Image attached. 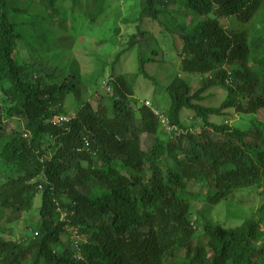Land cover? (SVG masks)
<instances>
[{
	"label": "trees",
	"instance_id": "16d2710c",
	"mask_svg": "<svg viewBox=\"0 0 264 264\" xmlns=\"http://www.w3.org/2000/svg\"><path fill=\"white\" fill-rule=\"evenodd\" d=\"M26 1L42 9L33 14L38 22H16L31 18ZM108 1L0 0V142L7 121L24 125L0 151V264H264V0H125L138 10L135 33L87 83L111 106L89 99L55 124L69 117L68 97L81 102L87 87L72 54L77 29H94ZM184 16L188 23L173 20ZM46 23L52 28L42 37L22 31ZM18 42L57 52L69 77L56 83L43 72L28 81L24 74L39 68L29 55L19 62ZM161 42L181 74H154L163 68ZM133 51L139 69L120 71ZM139 79L155 86L163 112L154 99L139 105ZM214 90L223 91L221 104L206 105ZM233 114L251 126L230 124ZM240 190L263 200L239 226L194 218V204L216 208ZM38 194V221L13 228Z\"/></svg>",
	"mask_w": 264,
	"mask_h": 264
},
{
	"label": "rangeland",
	"instance_id": "374dc122",
	"mask_svg": "<svg viewBox=\"0 0 264 264\" xmlns=\"http://www.w3.org/2000/svg\"><path fill=\"white\" fill-rule=\"evenodd\" d=\"M22 8L28 10V14L31 18H26L24 15H19L15 18L17 23H28L29 21L38 22L40 19L37 17H33L35 13H42V9L38 8L36 4L31 3L30 5L27 1L24 4H21ZM68 9L72 7L71 4L67 3L66 6ZM64 7V8H65ZM63 10V8H61ZM70 11V10H68ZM77 17L79 16V12L76 13ZM138 16V10L132 4L127 3L125 0H109L107 3V11L103 18L99 19L96 22L95 28H87L85 23L80 24L79 28L77 29L76 34L81 35V37L77 40V46L73 47L76 51L72 52L74 55L75 61H77L78 65L77 68L80 72V75L83 77V83H92L93 77L99 71V64L105 62L108 64L113 63L115 55L120 53L121 51L125 50L128 45L129 37L135 33V25L130 23ZM71 17V16H70ZM79 18V17H78ZM72 18H70L71 20ZM80 19V18H79ZM163 21L168 19L167 16L162 17ZM81 20V19H80ZM79 20V21H80ZM175 22L188 23V18L184 16L174 18ZM55 23L61 21V19L53 20ZM72 21V20H71ZM229 22V21H228ZM53 23V22H52ZM50 23V24H52ZM46 23L45 26H39L35 30H30V28L22 27V31L25 36H29L30 34L36 35L38 37H42L45 33H48L52 25H48ZM147 27H151L150 24H147ZM54 29H58L55 25ZM116 29H119V34H116ZM57 40H66L69 38L68 34H58L55 35ZM152 42V39L149 38ZM104 41V43H102ZM108 41V42H107ZM153 43V42H152ZM18 49L21 50L20 55L16 56V58L20 59L19 62L22 63L26 55H29V59L27 60L29 63H32L33 69L39 68L38 72L31 71V73H25V77L28 81H33L36 78L40 77V74L43 72L49 74H55L57 77L55 81L56 83H61L64 79L69 77L71 66L70 63L64 60L63 57L56 54L53 56H46L44 54H40L38 52H32L30 50L32 47L28 43H21L18 42ZM163 47V52L165 54L163 68L158 69L155 68L154 74L158 75L161 74L163 77L168 76L169 78L176 74L182 73V65L181 62L178 60L177 56L171 52L170 47L168 44L161 42ZM110 46H115V48H111ZM150 47V46H149ZM149 49L150 51V48ZM81 48L85 50H81ZM25 61V60H24ZM119 70L125 71L126 73H135L139 69L138 65V56L137 52L133 51L122 59L119 64ZM70 70V71H69ZM110 70V69H109ZM110 72V71H109ZM153 73V72H152ZM107 74L106 77H108ZM159 76V75H158ZM196 85V84H194ZM87 87H84L81 91L82 93V100L81 102L78 99H74L72 95L68 97L67 105L65 106L69 117L67 118L70 120L73 116L76 115L77 110L80 106H82L83 102H86L90 99V102L95 105V101H99L104 105L111 106L110 100L108 97H103L100 99V96L97 91V87L92 84H87ZM99 90V88H98ZM155 90V86L143 79H139L138 87L136 88V99L139 102V105L146 104L151 106L152 99L156 101L158 104V110L163 112L166 108V102H162V98L160 96L154 97L153 93ZM223 91L214 90L211 92V99L206 103V105L210 106H219L224 98ZM226 96V94H225ZM96 99V100H95ZM2 103L0 99V116L2 115ZM188 111L183 113V118L186 117ZM189 115V114H188ZM4 116V114L2 115ZM190 116V115H189ZM188 117V116H187ZM190 121V120H189ZM187 120V124L189 122ZM230 124L242 127L251 126L250 117L233 114V118L228 120ZM5 135L4 139L0 142V151L2 150L4 144L11 140L17 133L22 132L24 125L23 121L20 119H14L7 121L5 124ZM192 191H197V186L190 187ZM208 190L210 187H207ZM263 197L259 194H250L243 190L237 191L233 194L230 202H222L218 207L212 208L209 205H204L202 203L194 204L196 209L195 219H202L204 220L214 219L225 224L228 227H235L239 226L245 218H248L252 213L256 210V208L262 203ZM41 204V195L38 194L33 201L31 212L25 214L26 221L25 222H16L12 225L13 228H18V230L26 231L27 227L36 223L39 219V214L37 212L38 208ZM29 219V220H28ZM65 241V239H63Z\"/></svg>",
	"mask_w": 264,
	"mask_h": 264
},
{
	"label": "built area",
	"instance_id": "2783aa9c",
	"mask_svg": "<svg viewBox=\"0 0 264 264\" xmlns=\"http://www.w3.org/2000/svg\"><path fill=\"white\" fill-rule=\"evenodd\" d=\"M147 105H148V103H146ZM157 114V113H156ZM158 115V114H157ZM161 119H162V122L164 123V124H167L168 122H167V120H165L163 117H161ZM64 121H68V119L67 118H56L53 122L55 123V124H61V123H63Z\"/></svg>",
	"mask_w": 264,
	"mask_h": 264
},
{
	"label": "clouds",
	"instance_id": "9594fccd",
	"mask_svg": "<svg viewBox=\"0 0 264 264\" xmlns=\"http://www.w3.org/2000/svg\"><path fill=\"white\" fill-rule=\"evenodd\" d=\"M146 103H148V102H146ZM146 106H148V107H150L149 105H147V104H145ZM157 114L159 115V113L157 112ZM160 116V120H161V122H162V119H161V117H163L165 120H167L166 118H165V116L164 115H159ZM58 118H60V117H58ZM55 120V119H54ZM53 120V121H54ZM69 121V120H68ZM67 122V121H66ZM167 122H168V120H167ZM163 123V122H162ZM168 124V123H167ZM167 124H165V125H167ZM201 132V130L200 129H197L196 130V133H200Z\"/></svg>",
	"mask_w": 264,
	"mask_h": 264
}]
</instances>
